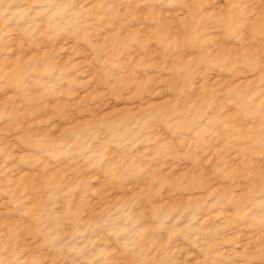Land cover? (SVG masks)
<instances>
[{
	"label": "rangeland",
	"instance_id": "obj_1",
	"mask_svg": "<svg viewBox=\"0 0 264 264\" xmlns=\"http://www.w3.org/2000/svg\"><path fill=\"white\" fill-rule=\"evenodd\" d=\"M0 264H264V0H0Z\"/></svg>",
	"mask_w": 264,
	"mask_h": 264
}]
</instances>
